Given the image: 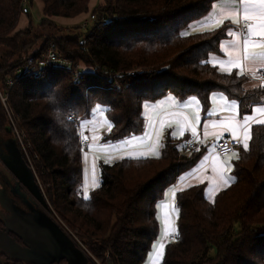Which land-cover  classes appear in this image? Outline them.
Masks as SVG:
<instances>
[{
    "label": "trees",
    "instance_id": "16d2710c",
    "mask_svg": "<svg viewBox=\"0 0 264 264\" xmlns=\"http://www.w3.org/2000/svg\"><path fill=\"white\" fill-rule=\"evenodd\" d=\"M40 1L42 17L34 24L22 12L23 0H0V89L8 91L55 211L96 255L108 253L107 264H145L160 232L157 204L202 150L185 152L166 134L156 155L99 160V181L85 193L81 134L68 115L87 117L102 105L113 124L105 140L115 141L142 132L143 103L163 95H193L206 108L209 94L220 91L246 113L264 101V89L245 88L247 76L222 74L208 63L220 52V27L188 30L218 0H100L91 7L90 0ZM86 12L95 18L84 34L63 33L68 26L52 19ZM22 15L27 23L18 28ZM50 42L83 63L79 78L52 66L16 78V68ZM116 71L125 74L111 75ZM7 77L14 80L10 87ZM9 127L0 103V146L22 168L28 161ZM231 175L233 182L212 200L201 184L176 192L178 236L167 240L157 264H264V125H252L248 150L239 148Z\"/></svg>",
    "mask_w": 264,
    "mask_h": 264
},
{
    "label": "snow or ice",
    "instance_id": "6c2138e0",
    "mask_svg": "<svg viewBox=\"0 0 264 264\" xmlns=\"http://www.w3.org/2000/svg\"><path fill=\"white\" fill-rule=\"evenodd\" d=\"M225 20H230L233 25H240L241 22L245 25V31L243 34H238L237 32L229 29L226 35L231 36V42L226 46L221 43L220 48L224 52L226 59H216L213 62L211 59L208 63H212L213 67L219 68L220 73L232 75L233 70H236V76H248L250 75L253 79H259L261 83L259 87L264 89V0H239V8L236 10L229 11L227 14L221 13L218 17L212 20V25L215 27H220L224 24ZM206 27V26H202ZM208 31H212L211 27L207 28ZM172 100L173 104L178 107L177 111L169 113L168 118L161 119L159 122V127L155 126V121L151 117H148L150 121V126L153 128L152 133H145L144 137L139 139V143L143 146L144 150L139 152H132L131 150L127 154L129 159H140L147 158L148 155H154L157 153L161 147L160 140L163 135V130L165 127L171 128L173 123H175L182 130L180 135H184V130L191 129V134L195 138L197 135L196 127L189 122V118L184 113V109L194 106V117L196 124L200 122V109L201 102L197 97H190L183 103L175 101L172 97L168 98ZM211 103L214 105L207 115L212 116H222L223 113H228L226 117L219 120H214L209 125L205 123V137L210 133L208 132V127L220 128L222 131H216L211 133L216 140H219L225 132L229 133L232 140L237 144H242L245 151L248 150V140L251 138V128L252 125H264V104L257 105L251 109L252 115H244L242 119H238L239 116V105L236 99H229L223 93H214L210 97ZM218 109V111H217ZM145 112L152 111L149 104L146 102L144 104ZM99 115V120L96 119ZM93 121H82L81 126L87 123L95 122L101 127H106L109 132L113 128V124L105 117V109L97 104L95 108L92 109ZM95 131V130H94ZM175 136V132H173ZM84 139H87L85 136ZM93 141L100 140V137L93 135ZM136 137H132L131 140L125 141L126 144H132L136 141ZM203 143V141H201ZM91 147V145H89ZM199 151V149H197ZM233 156L238 158L237 153H233ZM124 159L125 157H120ZM207 159V157H205ZM107 163V160H105ZM211 171L213 172L215 179L213 182L212 192L214 193L218 190L221 185L227 186L233 182V177L225 176V171L231 172L232 166L227 161H222L217 163L215 159L213 160V166ZM93 185L97 184L95 174L93 171L92 177ZM183 189L176 188L173 186L172 195L175 196L176 192L182 191ZM88 199L87 195L84 197ZM174 210V209H173ZM166 235H175L174 224L170 220H166L165 227ZM156 248V245H153ZM163 248V244L160 245V249ZM161 251L156 252L157 264Z\"/></svg>",
    "mask_w": 264,
    "mask_h": 264
},
{
    "label": "crops",
    "instance_id": "0c3cea01",
    "mask_svg": "<svg viewBox=\"0 0 264 264\" xmlns=\"http://www.w3.org/2000/svg\"><path fill=\"white\" fill-rule=\"evenodd\" d=\"M37 2L42 9V2L40 0H34L32 5ZM96 2L94 1H89V7H91L93 4ZM239 8V0H218L214 3L212 9L210 12L192 22L189 26V31H201V30H207L208 27L217 28L214 25H212V20L216 17H218L222 12L227 14L229 11L236 10ZM86 13H81L79 15H76L74 17H62V16H54L52 19L56 22V19L61 21V23H58L60 25H66V23H71L74 21L76 24L86 17ZM27 23V17L26 16H21L17 27L22 28L26 25ZM57 23V22H56ZM206 26V27H202ZM220 28L223 30L225 33L224 37L220 40L219 43V53H212L208 56V61L211 59L213 62H215L216 59H226V56L224 52L221 50L220 45L221 43L225 44L226 46L231 42L232 37L226 35L229 29H232L233 31L237 32L238 34H243L242 32L239 31L238 25H233L230 20H225L224 24L220 26ZM212 65V63H210ZM218 68V66H217ZM219 69V68H218ZM236 71V70H234ZM261 81L259 79H253L250 75L247 76V80L244 83L245 88H252L257 86ZM214 93H222L220 91H212L209 94L208 98V105L206 108H203L201 106L200 109V122L199 124H196L195 122V117H194V106L189 107L187 109H184L185 115L188 116L189 122L196 127V132H197V149H201L202 153L197 160V162L189 169L185 170L182 172L176 179V182L174 183L173 186L176 188H185L189 185L193 184H201L204 188V195L207 199L212 200L216 193L227 186L221 185V187L216 190L214 193L212 192V187H213V182L215 179V176L213 172L211 171L212 166H213V160L217 163H220L222 161H227L229 164L232 166L233 160L236 158V156H233V153H237L239 151V148H243V145L241 144L240 147L236 148L233 152L225 155V156H220L214 151V146H215V137L211 135V133L216 132V131H222L220 128H212L211 126L208 127V132L210 133L207 137H205V123H208L209 125L211 124L212 121L214 120H219L223 117H226L228 113H223L222 116H212L209 117L207 115L208 111L214 107V105L211 103L210 97ZM224 94V93H223ZM225 95V94H224ZM226 96V95H225ZM172 97L175 101L179 103H183L184 101L188 100L190 97H195L193 95L187 96L183 99H179L176 96L172 94H166L160 97L159 99H156L154 101H146L150 109H153L152 111L145 112L144 110V104L142 105V115L144 117V130L138 134L130 135L115 141H109L105 140V134L108 132V129L106 127H101L98 123L91 122L84 124L81 126V134L82 136H86L89 139V144H88V149L87 151L83 150V160H84V184L87 187H89L88 183H92V177H93V171L95 174V178L97 180V183L99 181L98 178V168L96 170V163H98L99 160H113L119 157L127 156L128 152L131 150L132 152H139L143 151L144 148L143 146L139 143V139L144 137L145 133H152L153 128L150 126V121L148 117H151L153 121H155V126L159 127V122L161 119H166L169 116V113L177 111L178 107L176 104H173L172 100H169L168 98ZM227 97V96H226ZM230 99V98H229ZM264 104L263 102H259L256 104H253L250 108V111L246 113H240L239 110V116L238 119H242L244 115H252L253 113L251 112V109L257 105ZM95 108V107H94ZM218 111V109H217ZM106 117V116H105ZM107 118V117H106ZM82 120L81 118H79ZM97 120H99V115L96 117ZM85 121V120H84ZM86 121H93L92 117V112L89 116H87ZM82 123V122H81ZM255 124V123H254ZM95 130V131H94ZM181 128L178 127L175 123H173V126L171 128L165 127L163 130V135L160 140V144L162 143L163 138L165 137L166 134L173 136V132H175L174 138L178 140V146L181 148L183 146V143L185 139L191 134V129H186L184 130V135L181 136ZM227 133V132H225ZM97 135L100 137V140L98 141H93L92 137L93 135ZM229 134V133H227ZM230 135V134H229ZM132 137H136L137 140L133 141L132 144H126L125 141L131 140ZM203 141V143H201ZM249 141V140H248ZM91 145V147H89ZM161 148V147H160ZM159 148V150H160ZM159 150L157 151L156 154H158ZM184 150V149H183ZM185 152H188L185 150ZM154 154V155H156ZM151 155V154H150ZM207 157V159H205ZM97 158V159H96ZM94 160L95 163H94ZM225 176H231V172L225 171ZM93 184V183H92ZM173 186L167 189L165 196L162 200H160L157 204V215H158V220L160 222V232L158 235V238L154 242V245L159 242V247L157 250L161 251V255L159 259L162 256L163 253V248L167 240L169 239L170 235L165 234V227H166V220H170L173 222L175 225V218H176V213L173 210V204H174V196L172 195L173 192ZM160 237V239H159ZM159 239V241H158ZM163 244V248L160 249V245ZM154 248V247H153ZM152 248V249H153ZM157 259V257L155 258Z\"/></svg>",
    "mask_w": 264,
    "mask_h": 264
},
{
    "label": "flooded vegetation",
    "instance_id": "af4514ba",
    "mask_svg": "<svg viewBox=\"0 0 264 264\" xmlns=\"http://www.w3.org/2000/svg\"><path fill=\"white\" fill-rule=\"evenodd\" d=\"M9 128L12 131L11 127ZM5 160L11 164L14 162L0 146V264H46L48 258L43 256L46 244L40 222V204L32 203L26 185L17 181L14 171ZM4 250L11 253L8 254ZM29 250H35L36 253L31 254ZM65 262L64 258H60L48 264Z\"/></svg>",
    "mask_w": 264,
    "mask_h": 264
},
{
    "label": "built area",
    "instance_id": "2783aa9c",
    "mask_svg": "<svg viewBox=\"0 0 264 264\" xmlns=\"http://www.w3.org/2000/svg\"><path fill=\"white\" fill-rule=\"evenodd\" d=\"M30 10V6H29V0H23L22 2V12L23 13H27ZM95 16L94 14H89L88 16L84 17L80 22H79V26H81L82 28L87 29L92 21L94 20ZM239 27V31L240 32H244L245 29V25L243 24V22H241L240 25H238ZM47 66H52V67H56L58 69H63V70H68L72 73L73 75V79L76 81L79 76H80V72H81V67L78 66V62H73L70 58L62 55L58 48L56 47V45L54 44V42H50L48 44V46L46 47L45 50H42L39 55L37 57L34 56H29L26 58V60L19 65L16 70H15V77L19 78L22 77L23 75H28V74H38L39 73V69H42L44 67ZM14 82L12 77H7L5 79V83L7 85V87H10L12 85V83ZM8 91L7 90H2L0 89V103L2 105V108L5 110V113L7 114L8 120H9V124L10 127L12 129V133H13V137L15 138V140L17 141V143H19V145L21 146V150L23 151L27 161H28V165L36 179V182L38 183L41 192L44 196V199L48 205V212L49 214L53 217V219L59 223V225L61 226V228L65 231L66 234H68L71 239L75 242V244L85 253V255L88 257L89 263L90 262V257L88 256L84 245L79 241V239H77L74 234L68 230L65 226H62V224H60V222L57 220V217L55 218V214L52 211L51 212V207L49 206V203L47 202L44 192L41 188V183L37 177V173L36 170L33 166V163L31 161V159L29 158L28 155V146L30 145L28 139L26 138V135L24 133V131L19 127L18 125V116L17 114H15V112L13 111V109L11 108L9 101H8ZM69 119H72L73 121L75 119H79V117H74L72 115L68 116ZM85 136H81L79 139V143L81 145V147L84 150L88 149V144H89V139H84ZM241 144H237L235 143L231 136L227 133H224L223 136L219 139V140H215V146H214V151L220 155V156H225L231 152H233L236 148L240 147ZM197 146V136L194 138L192 136V134H190L184 141L183 143V147L185 150H194L196 149ZM33 157H35L36 159H38V156L34 153ZM54 214V215H52ZM175 235H171V238H176L178 236V233L175 231Z\"/></svg>",
    "mask_w": 264,
    "mask_h": 264
},
{
    "label": "water",
    "instance_id": "95a60500",
    "mask_svg": "<svg viewBox=\"0 0 264 264\" xmlns=\"http://www.w3.org/2000/svg\"><path fill=\"white\" fill-rule=\"evenodd\" d=\"M7 164L14 171V174L17 177V181L26 185L27 189L30 192V195L32 196L31 197L28 194L32 200V203H34L35 205L40 204L39 206L41 208L42 214L40 222L42 223L43 233L45 234L44 242L46 244L43 256L48 258L46 259V264L60 258L65 259L66 262L64 264H90L85 253L75 244L71 237L66 234L65 231L61 228L59 223H57L49 214L48 205L30 167L26 164L22 168H19L18 165L14 164V162L12 164L7 162ZM18 212L20 214V211ZM20 215L22 216L23 213H21ZM29 217L30 214H28V218ZM29 234L31 235V230ZM4 252L8 254L11 253H9V251L7 250H4ZM28 252L31 254L36 253L35 250H29ZM51 256L53 258H51Z\"/></svg>",
    "mask_w": 264,
    "mask_h": 264
},
{
    "label": "rangeland",
    "instance_id": "374dc122",
    "mask_svg": "<svg viewBox=\"0 0 264 264\" xmlns=\"http://www.w3.org/2000/svg\"><path fill=\"white\" fill-rule=\"evenodd\" d=\"M91 2L92 1H94V2H99L100 0H90ZM90 14V13H89ZM86 16H88V13H87V15ZM42 17V12H41V8H40V6H39V4L37 3V2H35L32 6H30V10H29V18H30V20L34 23V24H36V23H38L39 22V19ZM63 17V16H62ZM56 22L57 23H61V21H59L58 19H56ZM67 24V26H68V28L67 29H65L64 31H63V33H68V34H75V33H79V34H84L85 32H86V30L88 29H85V28H82L81 26H78V27H75V25H76V23L74 22V21H72L71 23H66ZM63 30V29H62ZM59 31H61V30H59ZM58 31V32H59ZM50 32L51 33H53V32H55L54 31V29H51L50 30ZM46 49V48H45ZM44 49V50H45ZM78 66L79 67H81V69L83 68V63L80 61V62H78ZM139 69V68H138ZM147 70H149V69H147ZM129 71H131V70H129ZM128 71V72H129ZM123 74H125V72H121V71H116V72H113L111 75H113V76H115V75H123ZM102 106V105H101ZM103 107V106H102ZM104 108V107H103ZM3 111H4V113H5V110L3 109ZM5 115H6V119H7V121H9L8 120V117H7V114L5 113ZM70 115H72V116H74V117H80V116H77V115H74V114H69L68 116H70ZM81 119L82 120H80V119H75L74 120V122H73V124H74V126L75 127H78V129H79V131H80V134H81V122L82 121H86L87 120V117H81ZM81 136H82V134H81ZM80 136V137H81ZM18 145H19V143H18ZM81 146V145H80ZM19 147H21L20 145H19ZM83 149V148H82ZM84 150V149H83ZM84 151H87V150H84ZM97 159V158H96ZM95 161L96 160H94V163H95ZM97 162V161H96ZM96 170H97V163H96ZM99 178V177H98ZM41 183V182H40ZM41 188H42V190H43V192H44V195H45V198H46V200H47V202L49 203V206L51 207V212L53 211L54 212V214H52V215H54L55 216V218L57 217V220L60 222V224H62V226H65L68 230H70L73 234H74V236L77 238V239H79V241L84 245V247H85V250H86V252H87V254H88V256L90 257V262H91V264H107V260H108V253L107 252H105V255H102V256H99V255H96L92 250H91V248L83 241V238H82V234H81V232H80V230L76 227V226H71L70 224H68L56 211H55V209L53 208V206H52V204L50 203V201H49V198H48V195L46 194V192H45V186L41 183ZM88 185H89V187H87L86 188V186H85V184H84V187H83V190H85V193L87 192V191H89V189L90 188H92V187H94L95 185H93L92 183H88ZM31 187V186H30ZM175 211V210H174ZM174 228H175V225H174ZM171 238V235H170V237H169V239ZM159 239H160V237H159ZM159 239H158V241H159ZM158 247H159V242H157V244H156V248H153L152 249V251L150 252V254H149V257H148V259H147V261L145 262V264H154V262H156L157 261V259H155L156 258V252L158 251L157 249H158ZM161 259V258H160ZM159 259V260H160ZM158 260V261H159Z\"/></svg>",
    "mask_w": 264,
    "mask_h": 264
}]
</instances>
